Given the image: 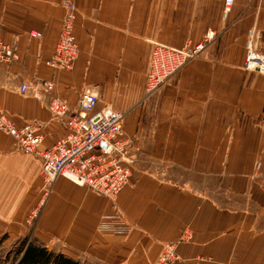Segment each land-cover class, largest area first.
Returning a JSON list of instances; mask_svg holds the SVG:
<instances>
[{
	"label": "crops",
	"instance_id": "crops-1",
	"mask_svg": "<svg viewBox=\"0 0 264 264\" xmlns=\"http://www.w3.org/2000/svg\"><path fill=\"white\" fill-rule=\"evenodd\" d=\"M65 1L77 8L80 47L70 72L47 64ZM208 32L217 36L201 57L147 94L154 44L182 49ZM0 38L20 56L0 64V114L39 125L51 148L67 129L49 110L51 95H23L21 84L53 80L72 107L95 93L97 110L125 114L136 161L116 201L63 177L46 195L40 160L0 131V220L22 222L41 198L35 239L83 263L156 264L172 243L186 264H264V75L244 70L250 38L264 54V0H234L227 13L225 0H0ZM119 215L128 235L99 231ZM186 230L193 240H181Z\"/></svg>",
	"mask_w": 264,
	"mask_h": 264
},
{
	"label": "built area",
	"instance_id": "built-area-1",
	"mask_svg": "<svg viewBox=\"0 0 264 264\" xmlns=\"http://www.w3.org/2000/svg\"><path fill=\"white\" fill-rule=\"evenodd\" d=\"M234 0H225L227 13ZM66 14L60 38L54 55L47 61L55 71L73 70L80 54L75 36L77 8L71 1L64 3ZM41 38L39 32L30 34ZM215 32H208L196 45H187L176 49L162 44H154L150 71L147 76V94L151 95L160 87L177 76L189 62L201 57L207 46L216 38ZM247 55L244 70L264 75V54L253 47L252 38L247 43ZM16 48L0 38V64L19 61ZM53 80H37L33 85L22 83L20 93L31 94L36 99L51 95L49 110L53 118L65 125L67 134L51 148H44V137L39 125L27 123L19 126L7 113L0 114V131L15 140L17 150L22 155L40 160V174L44 191L48 195L56 180L60 177L85 187L92 192L116 201L118 195L129 183L136 161L133 159V139L124 131L125 114L104 107L97 110L98 96L85 93L77 106L54 93ZM261 164L257 165L259 170ZM100 232L128 235L132 226L119 215L113 220L99 223ZM182 241L193 240L190 231H185ZM156 264H186L177 252L176 244L167 243Z\"/></svg>",
	"mask_w": 264,
	"mask_h": 264
},
{
	"label": "rangeland",
	"instance_id": "rangeland-1",
	"mask_svg": "<svg viewBox=\"0 0 264 264\" xmlns=\"http://www.w3.org/2000/svg\"><path fill=\"white\" fill-rule=\"evenodd\" d=\"M180 177H183V181L188 182V184L191 183L193 186L195 184L194 181L196 182V184H200L203 182L202 180L200 181L198 178H195L192 174H180ZM227 185L228 179L220 178V198H228ZM47 198L45 199L44 204H46L48 200ZM40 201L41 198H39L38 203L35 206L36 208L34 207L27 215L25 220L20 223H8L5 222V220H0V260H2V264H13L15 260V251L19 247V243L22 239L27 236H29L31 239L36 238L35 234L38 228V222L40 220L41 213L44 207V205H42L41 207L38 206ZM48 243L54 248V239L50 240Z\"/></svg>",
	"mask_w": 264,
	"mask_h": 264
},
{
	"label": "trees",
	"instance_id": "trees-1",
	"mask_svg": "<svg viewBox=\"0 0 264 264\" xmlns=\"http://www.w3.org/2000/svg\"><path fill=\"white\" fill-rule=\"evenodd\" d=\"M0 260V264H2ZM13 264H90L75 260L65 254L46 248L35 238L29 236L22 239L15 251Z\"/></svg>",
	"mask_w": 264,
	"mask_h": 264
}]
</instances>
